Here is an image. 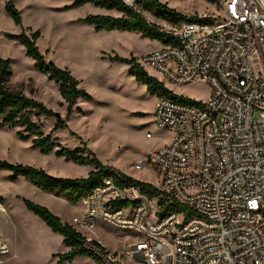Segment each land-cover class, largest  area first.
<instances>
[{
    "label": "built area",
    "instance_id": "1",
    "mask_svg": "<svg viewBox=\"0 0 264 264\" xmlns=\"http://www.w3.org/2000/svg\"><path fill=\"white\" fill-rule=\"evenodd\" d=\"M211 1L218 10L213 23L169 26L178 45L138 61L166 85L210 86L200 106L156 98L153 123L173 137L133 166H156L159 189L184 210L161 218L158 199L109 178L71 221L80 232L102 222L135 232L122 256L140 264H264V0ZM92 241L83 246L104 264H124ZM9 253L0 227V256Z\"/></svg>",
    "mask_w": 264,
    "mask_h": 264
},
{
    "label": "rangeland",
    "instance_id": "2",
    "mask_svg": "<svg viewBox=\"0 0 264 264\" xmlns=\"http://www.w3.org/2000/svg\"><path fill=\"white\" fill-rule=\"evenodd\" d=\"M8 1L22 12V26L16 25L6 13ZM161 1L188 17H212L218 13L210 0ZM73 2L0 0V56L10 59L13 71L10 85L15 89L21 88L26 95L44 103L62 118L67 116V106L56 83L35 69L33 60L26 55L22 45L5 36L6 33L20 34L23 29L28 34L39 31L41 36L37 46L41 53L48 61L68 69L81 81L80 87L91 96L77 101L68 118L67 128L53 132L60 147L74 150L86 146L116 172L159 187L161 174L156 166L149 163V168L142 171L134 170L133 166L149 150L168 144L173 133L161 130L153 123L156 97L135 80L127 64L112 62L110 57H135L139 61L142 55L161 46L133 32H96L93 26L79 20L103 14V10L91 4L75 7ZM145 16L164 29L177 26L146 13ZM150 74L154 76L152 71ZM166 86L175 94L196 101L204 102L210 96V86L204 80L183 86L169 83ZM55 121V118L46 117L39 119L38 123L48 134ZM18 130L0 128V161L33 166L62 178H83L93 169L91 165L68 162L55 152L42 154L31 148L30 140L21 139ZM148 132L154 137L147 138ZM10 176L9 170L0 167V227L10 248L8 255L0 256V264H56L54 255L66 252L61 235L52 232L29 211L22 198L45 207L51 206L70 223L73 217L83 213V206L49 195L24 179L12 181ZM81 233L111 253H117L124 264H140L122 256L139 237L135 232L102 222L94 230ZM68 264L96 263L91 258H79Z\"/></svg>",
    "mask_w": 264,
    "mask_h": 264
},
{
    "label": "trees",
    "instance_id": "3",
    "mask_svg": "<svg viewBox=\"0 0 264 264\" xmlns=\"http://www.w3.org/2000/svg\"><path fill=\"white\" fill-rule=\"evenodd\" d=\"M87 4L105 10H115L122 14L120 17L89 15L79 20L81 23L93 26L96 32H133L139 34L143 39L158 42L160 46L178 45V38L159 24L150 22L145 13L155 19L175 25L182 22L201 24L214 22V18L208 16H185L161 0H133V5L126 4L124 0H74L73 2L75 7ZM5 11L16 25L22 26V12L14 6L12 1L6 3ZM5 36L22 45L25 48L26 55L33 60L35 69L45 75L49 81L56 83L60 96L66 103L67 116L62 118L58 112L48 108L44 103L26 95L21 88H12L10 81L13 71L10 59L0 56V128H18V136L23 140H30L31 148L39 150L42 154L49 155L55 152L57 156L65 158L68 162L93 167L87 177L62 178L52 176L45 170L33 166L0 161V167L11 172L10 179L12 181L23 177L43 192L76 205L99 188L106 179L111 178L121 187L135 183L141 187L143 193L149 198L158 199L160 207L158 215L161 218L170 211L184 210V207L179 204L171 205L159 187L120 174L105 165L88 147L84 146L74 150L60 147V144L57 143L58 138L52 135L53 132L67 128L68 118L72 114L77 101L90 99L91 96L85 89L80 87L81 81L75 78L68 69H63L54 62L48 61L45 55L41 53L37 46V40L41 36L39 31L28 34L23 29L20 34L6 33ZM110 60L127 64L131 75L138 83L146 86L151 96L156 98L167 97L188 105L200 106L201 104L200 101L175 94L165 83L148 73L135 57L125 58L115 55L110 57ZM46 117L56 119L51 132L48 134L44 132L42 126L38 123L39 119ZM56 148L57 150H55ZM22 201L26 208L39 217L52 232L61 235L63 238L62 243L68 248V251L54 255L57 258L56 264L72 263L76 258H91L96 264H104L96 254L83 246L87 241V237L70 223L63 222L59 216L45 206L25 198H22ZM92 243L100 246L95 240Z\"/></svg>",
    "mask_w": 264,
    "mask_h": 264
},
{
    "label": "crops",
    "instance_id": "4",
    "mask_svg": "<svg viewBox=\"0 0 264 264\" xmlns=\"http://www.w3.org/2000/svg\"><path fill=\"white\" fill-rule=\"evenodd\" d=\"M100 10H103L102 12H103V14H96V15H109V16H113V17H120L122 14L121 13H119V12H117V11H115V10H105V9H101V8H99ZM152 23H156V24H158L157 22H152ZM106 32V31H105ZM137 34V33H136ZM139 35V34H138ZM140 36V35H139ZM154 42H156V41H154ZM158 43V42H157ZM159 44V43H158ZM160 45V44H159ZM47 172V171H46ZM88 174H89V172H88ZM88 174H86L85 175V177H87L88 176ZM24 178L23 177H19L16 181L18 182V181H21V180H23ZM25 180V179H24ZM27 181V180H26ZM28 182V181H27ZM30 183V182H29ZM31 184V183H30ZM50 195V194H49ZM43 204V203H42ZM75 205V204H74ZM48 206V207H47ZM46 207L49 209V210H51L54 214H56L57 216H59L60 218H61V220L63 221V222H66V223H70L69 221H67V220H64L63 219V217L60 215V214H58V213H56L54 210H53V208L51 207V206H49V205H47ZM71 224V223H70ZM62 240H63V238H62ZM66 248V247H65ZM68 251V248H66V252ZM76 259H79V258H76ZM75 259V260H76ZM74 260V261H75ZM63 264H68V263H63Z\"/></svg>",
    "mask_w": 264,
    "mask_h": 264
},
{
    "label": "bare ground",
    "instance_id": "5",
    "mask_svg": "<svg viewBox=\"0 0 264 264\" xmlns=\"http://www.w3.org/2000/svg\"><path fill=\"white\" fill-rule=\"evenodd\" d=\"M129 2H133V0H128Z\"/></svg>",
    "mask_w": 264,
    "mask_h": 264
},
{
    "label": "water",
    "instance_id": "6",
    "mask_svg": "<svg viewBox=\"0 0 264 264\" xmlns=\"http://www.w3.org/2000/svg\"><path fill=\"white\" fill-rule=\"evenodd\" d=\"M126 3V2H125Z\"/></svg>",
    "mask_w": 264,
    "mask_h": 264
}]
</instances>
